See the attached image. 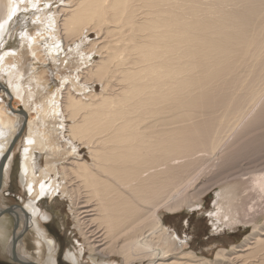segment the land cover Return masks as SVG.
I'll return each mask as SVG.
<instances>
[{
    "label": "bare ground",
    "instance_id": "obj_1",
    "mask_svg": "<svg viewBox=\"0 0 264 264\" xmlns=\"http://www.w3.org/2000/svg\"><path fill=\"white\" fill-rule=\"evenodd\" d=\"M0 24L3 184L17 161L24 192L5 210L1 189L3 252L55 264L41 207L68 199L69 264H264V168L242 179L264 148V0H0ZM221 184L214 231L253 229L211 260L165 216Z\"/></svg>",
    "mask_w": 264,
    "mask_h": 264
},
{
    "label": "rangeland",
    "instance_id": "obj_2",
    "mask_svg": "<svg viewBox=\"0 0 264 264\" xmlns=\"http://www.w3.org/2000/svg\"><path fill=\"white\" fill-rule=\"evenodd\" d=\"M21 18V17H20ZM25 22H30L31 18L30 16H26L24 20H21L19 22V25L21 26ZM97 36H93L91 39H96ZM51 68H53L51 66ZM54 85H58V82L54 81ZM101 89V87H98V91ZM15 157L18 155V152L15 151ZM258 155V156H257ZM256 155V157H252L249 160L245 161V167L249 170L247 172H244L243 174L250 173L253 170H259L264 168V148L261 149V151ZM17 158V157H16ZM17 161L13 162V169L10 172L9 180L6 182L7 185L3 184V193L1 194L2 200L5 206H3L6 209H10L12 205L21 204L18 197H24V192L22 188L20 187V184L18 182V178L16 177L17 172ZM263 167V168H262ZM249 175L244 176L242 179H245L244 181L246 184H244L243 188L248 187V177ZM247 179V180H246ZM230 181L229 183H231ZM227 184V183H224ZM224 184L218 185L217 188H215V192L211 191L210 195L207 193L206 196L202 198V202L198 205L196 209H188L185 208L182 212L178 214H166V224L167 227L170 228V230L178 233V235L185 239H188V242L191 244L190 248L193 250L198 256L200 257H206L209 259H214L217 249L218 248H224V249H230L232 246H238L240 245L245 236L251 233L253 227L251 225L247 227H240L236 230H225V233H220L214 231V228L212 227L211 218L209 217V214L214 210V204L217 198V193L222 189ZM19 201V202H18ZM245 205H248L247 208H249L252 204H257V199H255V196L253 198L250 197V200ZM260 204V205H259ZM53 207V208H51ZM42 212H46L49 215H51L50 219L48 221H40L41 227H44L46 231V235L51 237L56 245H57V252L58 257L55 261V264H69V262L65 261L63 259L64 254L74 250L77 246V243L79 245L83 246L84 242L79 234V230L76 228L77 223L75 221V215L71 212L73 210V206L71 202L68 199H59L57 203L51 204H44L41 207ZM256 211V218L262 220L264 218V201L262 200L259 202L255 208ZM8 215L7 213H4ZM3 216V217H4ZM3 217L0 218V221L3 219ZM16 229V225H13L12 228V234L14 233ZM31 230V229H30ZM26 234V233H25ZM28 235H24L22 238L26 237ZM37 236V235H36ZM38 237V236H37ZM36 238V237H35ZM38 238H36L37 240ZM39 240V239H38ZM41 241V240H40ZM35 250L37 249V245L35 247V241L29 242ZM46 251L45 258L47 257V244L46 242L41 243ZM84 252V258L82 259L80 264H91L89 256L87 255L86 249H83ZM55 253V252H54ZM34 256L33 263L41 264L39 261H37V254L32 253ZM56 255V254H55ZM30 258V257H29ZM114 261L121 264V260L117 257L114 258ZM44 263L45 261L42 260ZM0 264H20L14 262L11 257L8 255L7 251L1 250V244H0Z\"/></svg>",
    "mask_w": 264,
    "mask_h": 264
},
{
    "label": "water",
    "instance_id": "obj_3",
    "mask_svg": "<svg viewBox=\"0 0 264 264\" xmlns=\"http://www.w3.org/2000/svg\"><path fill=\"white\" fill-rule=\"evenodd\" d=\"M6 162L3 161L1 162L0 161V190L2 189L3 187V174H4V166H5ZM1 192V191H0ZM14 261V260H13ZM16 262V261H14ZM17 263V262H16Z\"/></svg>",
    "mask_w": 264,
    "mask_h": 264
},
{
    "label": "snow or ice",
    "instance_id": "obj_4",
    "mask_svg": "<svg viewBox=\"0 0 264 264\" xmlns=\"http://www.w3.org/2000/svg\"><path fill=\"white\" fill-rule=\"evenodd\" d=\"M12 15H15V9H13L12 14L9 16V19H11ZM5 23H7V21H5ZM3 27H4V25L0 24V30H3ZM29 143H31V141H29Z\"/></svg>",
    "mask_w": 264,
    "mask_h": 264
},
{
    "label": "flooded vegetation",
    "instance_id": "obj_5",
    "mask_svg": "<svg viewBox=\"0 0 264 264\" xmlns=\"http://www.w3.org/2000/svg\"><path fill=\"white\" fill-rule=\"evenodd\" d=\"M46 231H47V229H46ZM47 233H48V231H47ZM57 246V245H56ZM58 257V253L56 254V258ZM64 257V256H63ZM65 261H66V259H65V257L63 258Z\"/></svg>",
    "mask_w": 264,
    "mask_h": 264
}]
</instances>
